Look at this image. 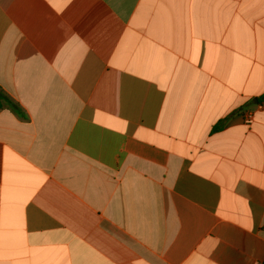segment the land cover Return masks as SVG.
I'll list each match as a JSON object with an SVG mask.
<instances>
[{
    "label": "crops",
    "instance_id": "crops-1",
    "mask_svg": "<svg viewBox=\"0 0 264 264\" xmlns=\"http://www.w3.org/2000/svg\"><path fill=\"white\" fill-rule=\"evenodd\" d=\"M0 264H264V0H0Z\"/></svg>",
    "mask_w": 264,
    "mask_h": 264
},
{
    "label": "trees",
    "instance_id": "trees-1",
    "mask_svg": "<svg viewBox=\"0 0 264 264\" xmlns=\"http://www.w3.org/2000/svg\"><path fill=\"white\" fill-rule=\"evenodd\" d=\"M222 125H223V122H219V124H217L216 126L213 127L212 131L213 132L219 131L221 129Z\"/></svg>",
    "mask_w": 264,
    "mask_h": 264
}]
</instances>
